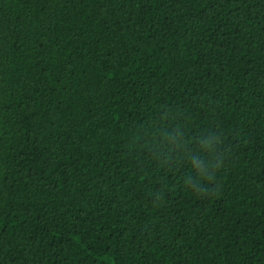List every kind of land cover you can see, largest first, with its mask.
<instances>
[{"label": "trees", "instance_id": "trees-1", "mask_svg": "<svg viewBox=\"0 0 264 264\" xmlns=\"http://www.w3.org/2000/svg\"><path fill=\"white\" fill-rule=\"evenodd\" d=\"M0 264H264V0H0Z\"/></svg>", "mask_w": 264, "mask_h": 264}]
</instances>
